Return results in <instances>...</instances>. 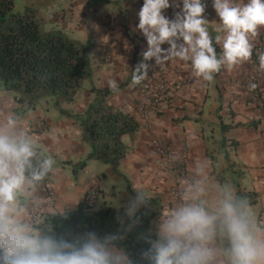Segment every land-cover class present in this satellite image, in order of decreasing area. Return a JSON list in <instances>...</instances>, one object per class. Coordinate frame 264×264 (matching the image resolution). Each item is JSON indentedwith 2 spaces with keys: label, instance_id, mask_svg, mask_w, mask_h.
Wrapping results in <instances>:
<instances>
[{
  "label": "clouds",
  "instance_id": "1",
  "mask_svg": "<svg viewBox=\"0 0 264 264\" xmlns=\"http://www.w3.org/2000/svg\"><path fill=\"white\" fill-rule=\"evenodd\" d=\"M212 6L219 18L215 35L204 0H143L137 28L147 49L132 70V84L148 78L147 61L153 59L156 65L190 62L193 76L206 82L222 68L232 70L249 61L253 41L264 28V0H213ZM169 8L179 9L174 18L164 14ZM258 60L264 71V51ZM109 87L119 90L115 80ZM257 87L250 83L249 91ZM15 103L7 91H0V264H264V224L246 196L238 195L231 183L213 179L207 160L195 163L177 205L153 224L154 239L147 240L146 250L134 254L125 244L139 223V209L149 207L148 194L139 189L122 214L117 208L116 231H74L65 224L72 210L50 209L61 218L62 230L57 231L42 218L39 195L57 162L38 146L12 107Z\"/></svg>",
  "mask_w": 264,
  "mask_h": 264
},
{
  "label": "crops",
  "instance_id": "2",
  "mask_svg": "<svg viewBox=\"0 0 264 264\" xmlns=\"http://www.w3.org/2000/svg\"><path fill=\"white\" fill-rule=\"evenodd\" d=\"M32 1L41 8L40 16L46 21L78 33L88 32L87 42L92 44L91 87L110 88L109 81L115 80L119 90L107 102L114 109L140 120L137 88L141 85L132 84L131 74L143 60L141 53L147 49L146 39L137 28V14L143 0ZM204 2L207 4L205 16L211 22L210 31L215 35L219 18L212 6L213 0ZM237 2L245 3L246 0ZM175 11L179 9L169 8L164 14L174 18ZM253 43L254 49L264 47V28ZM215 46L218 53L222 51L220 45ZM147 63L155 68L153 73L149 68L148 77L160 76L170 86L169 104L150 115L152 129L140 122L141 129L124 138L128 155L120 164L122 176L112 174L107 165L100 170L93 169L92 160L75 179L74 165L90 154V146L83 140L78 122L51 106L47 111H41L38 106L34 111L21 114L38 146L57 162L50 181L39 191L45 214L50 213V209L59 212L77 207L90 190L108 188L110 179L115 187L121 186L120 191L126 188L130 191L124 193L127 198H132L134 189H139L148 196L161 194L168 200L177 188L175 182L180 179L166 169L153 143L155 136H161L167 141L178 166L191 177L197 161H209L213 179L231 183L238 195L246 196L257 219L264 224V120L260 109L248 99L244 85L255 66L253 57L232 70L222 68L212 82L194 77L190 62L177 59L156 65L153 59ZM259 85L264 92V75ZM0 91H4L2 87ZM78 95L79 92L75 103L69 107L62 104L61 108L71 114L83 113L94 95L88 94L81 104ZM12 107L16 109L18 105L15 103Z\"/></svg>",
  "mask_w": 264,
  "mask_h": 264
},
{
  "label": "trees",
  "instance_id": "3",
  "mask_svg": "<svg viewBox=\"0 0 264 264\" xmlns=\"http://www.w3.org/2000/svg\"><path fill=\"white\" fill-rule=\"evenodd\" d=\"M40 9L32 0H0V86L14 95L18 105L15 110L20 114L36 110L42 100L51 98L61 114L78 122L82 138L90 146V154L74 165L75 179L92 160L104 163L112 174L122 176L120 164L128 155L124 138L141 129L140 120L109 105L107 99L116 93L110 88L92 86L90 93L94 98L83 113L71 114L61 108L64 103H75L80 89L92 79V44L73 40L60 29L45 32ZM252 57L256 62V49ZM89 194L90 191L77 207L68 209L72 212L66 226L74 231L94 230L100 234L116 231L120 227L116 220L119 206L96 210L88 204ZM149 198V207L139 209V223L125 241L134 254L150 247L147 240L154 239L150 230L164 216L162 195L154 194ZM122 213L123 206H120ZM44 220L57 231L62 230L59 216L46 213Z\"/></svg>",
  "mask_w": 264,
  "mask_h": 264
},
{
  "label": "built area",
  "instance_id": "4",
  "mask_svg": "<svg viewBox=\"0 0 264 264\" xmlns=\"http://www.w3.org/2000/svg\"><path fill=\"white\" fill-rule=\"evenodd\" d=\"M256 49V56L258 57L259 52L264 51L263 46H258ZM151 72L155 70L154 67L150 68ZM264 75V71L259 70V60L256 59L254 69L249 73L246 79V93L250 102L258 107L261 111L262 118L264 120V92L260 88V79ZM256 83L258 85L255 91H249V84ZM170 98V86L168 83L157 75H150L146 80L143 81L138 90V102H137V113L140 122L147 129H152L153 126L150 124V115L165 109L169 104ZM141 124V125H142ZM157 152L162 159V162L170 174H176L180 179L179 183H183L189 179L191 176L186 170L180 169L177 164V160L171 150L168 147L167 141L161 136H155L153 141ZM181 190L175 189L173 192V199L180 200ZM98 191L91 190L88 196V204L93 208L98 199Z\"/></svg>",
  "mask_w": 264,
  "mask_h": 264
},
{
  "label": "rangeland",
  "instance_id": "5",
  "mask_svg": "<svg viewBox=\"0 0 264 264\" xmlns=\"http://www.w3.org/2000/svg\"><path fill=\"white\" fill-rule=\"evenodd\" d=\"M43 8L45 9V7H43ZM41 18H42V16H41ZM45 21H46V19L42 18L43 30L45 32H48V31H51V30H54V29H61V30L64 31V33L69 38H71L73 40H76V41H80L82 44H86L87 41L89 40V38H88L89 34H88L87 31L78 33V32L74 31L73 29H71L69 27H64L63 28V26L61 24H58L56 22L46 21V23H45ZM150 72H151V70H150ZM153 72H151V73H153ZM90 84H91L90 81H86L85 84L83 85V87L80 89L79 95H78V98H77V100L79 101L80 104L85 101L86 97H88V94L90 96V92H89L90 89H91V85ZM141 84H139V85H141ZM139 87L137 88L138 90H139ZM0 88H1V86H0ZM63 105L69 107L70 104L64 103ZM49 106L54 108L53 100L51 98L42 100L40 105H39V108H40L41 111H47V108ZM92 164H94V166H95V167H93V169H97V170H100V168L103 169L106 166L104 163H101V162H98V161H94ZM180 169H182V168L180 167ZM110 180L107 181L106 187H108V188H104V190H100L99 187H95L94 189H92V190H98L99 191V197H98L97 202H96L95 207H94L96 210L102 208L103 206H112V207L116 206L117 207V206L123 205V207H124V206L127 205L129 199L131 198L130 196L127 198L126 195H124L125 191H127V193L128 192L130 193V191L127 188L124 191H120L119 187H121V186L115 187L114 185H112L113 183ZM175 183L177 185V189H179V187H180L179 190L182 191V183H179L177 181ZM124 187H126V185ZM150 194H152V193H150ZM49 195H50V197H52V192H49ZM152 195H154V194H152ZM162 197H164V195H162ZM163 201L165 202V204H164L165 205L164 215H166L179 202V201L173 199V197H170L168 200L166 199V197H164ZM41 211L43 213V217L42 218L44 219L45 212H44V210L42 208H41Z\"/></svg>",
  "mask_w": 264,
  "mask_h": 264
}]
</instances>
